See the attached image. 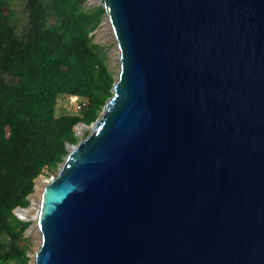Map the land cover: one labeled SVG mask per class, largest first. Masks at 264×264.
Wrapping results in <instances>:
<instances>
[{"label":"water","instance_id":"95a60500","mask_svg":"<svg viewBox=\"0 0 264 264\" xmlns=\"http://www.w3.org/2000/svg\"><path fill=\"white\" fill-rule=\"evenodd\" d=\"M86 2L119 67L36 214L40 174L13 209L28 264H264V0Z\"/></svg>","mask_w":264,"mask_h":264},{"label":"trees","instance_id":"16d2710c","mask_svg":"<svg viewBox=\"0 0 264 264\" xmlns=\"http://www.w3.org/2000/svg\"><path fill=\"white\" fill-rule=\"evenodd\" d=\"M15 0H0V264H28L30 225L13 214L27 207L34 179L56 173L74 126L90 124L111 96L114 73L91 33L104 16L86 0H25L18 29ZM64 96L86 99L77 113H57Z\"/></svg>","mask_w":264,"mask_h":264},{"label":"rangeland","instance_id":"374dc122","mask_svg":"<svg viewBox=\"0 0 264 264\" xmlns=\"http://www.w3.org/2000/svg\"><path fill=\"white\" fill-rule=\"evenodd\" d=\"M24 3L25 0H15L13 5V9L16 12L19 30H21L22 26L26 23V12L24 10ZM91 37L93 42L106 47L108 55V66L113 71L114 75H116L119 67L118 49L110 25L105 21H101V24L96 28L95 31L91 33ZM80 100V98L75 96H64L60 98L57 101V113H77V106L80 104ZM87 133L88 130L82 128L78 131V137H84ZM54 174L55 173L49 172L46 168H44L40 173V175H42L41 177L44 180ZM24 237L29 238V242L31 243L28 252H33L36 249L38 245L37 242L40 239L38 231L35 228L34 231H32L30 234L24 235Z\"/></svg>","mask_w":264,"mask_h":264},{"label":"bare ground","instance_id":"6f19581e","mask_svg":"<svg viewBox=\"0 0 264 264\" xmlns=\"http://www.w3.org/2000/svg\"><path fill=\"white\" fill-rule=\"evenodd\" d=\"M78 130H81V128L79 127ZM46 180V179H45ZM42 177H39L35 180V192L34 194H32L31 196V201H32V207L26 209V210H20L18 213L24 217V218H31L32 216H34L36 214L37 208H38V203L40 200V196L43 190V186H44V181H45ZM35 224L33 222V225L31 226L29 231H34L35 229Z\"/></svg>","mask_w":264,"mask_h":264},{"label":"built area","instance_id":"2783aa9c","mask_svg":"<svg viewBox=\"0 0 264 264\" xmlns=\"http://www.w3.org/2000/svg\"><path fill=\"white\" fill-rule=\"evenodd\" d=\"M86 104V99H81L80 104L77 106L78 110Z\"/></svg>","mask_w":264,"mask_h":264}]
</instances>
